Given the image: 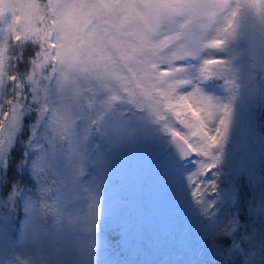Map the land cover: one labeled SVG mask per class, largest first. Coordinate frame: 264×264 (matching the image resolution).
I'll use <instances>...</instances> for the list:
<instances>
[{
	"label": "snow or ice",
	"instance_id": "snow-or-ice-1",
	"mask_svg": "<svg viewBox=\"0 0 264 264\" xmlns=\"http://www.w3.org/2000/svg\"><path fill=\"white\" fill-rule=\"evenodd\" d=\"M258 112L264 0H0V264H106L111 158L145 141L212 264H264ZM246 130L260 155L237 167Z\"/></svg>",
	"mask_w": 264,
	"mask_h": 264
},
{
	"label": "rangeland",
	"instance_id": "rangeland-1",
	"mask_svg": "<svg viewBox=\"0 0 264 264\" xmlns=\"http://www.w3.org/2000/svg\"><path fill=\"white\" fill-rule=\"evenodd\" d=\"M244 138L246 144L239 145L242 154L237 148L240 153L237 167L242 157L245 156V166L253 158L258 160L260 155L258 136L246 130ZM188 170H192L191 166ZM106 199L113 219L119 217L124 226V239L122 246L115 248L112 237L116 233L113 227H108L111 220H102L99 260L107 257V250L117 251L120 255L139 241L140 246L134 250V255H138L143 264H212L214 254L200 247L201 225L187 205L179 174L174 170L173 162L155 143L142 142L111 158ZM102 229L109 231V238L101 236ZM21 247L26 253L27 249ZM132 257L115 264L127 261L130 264ZM78 258L75 255L66 257Z\"/></svg>",
	"mask_w": 264,
	"mask_h": 264
},
{
	"label": "trees",
	"instance_id": "trees-1",
	"mask_svg": "<svg viewBox=\"0 0 264 264\" xmlns=\"http://www.w3.org/2000/svg\"><path fill=\"white\" fill-rule=\"evenodd\" d=\"M40 2H46V0H40ZM13 47H15V45H13ZM29 55V53H25V56H28ZM10 71H11V69H10ZM21 71H23V67H22V69H21ZM17 75H20V73H16ZM10 84V82H8V81H6L5 82V89H6V91H9L10 92V89L8 88V85ZM257 116L259 117V119H260V121L262 122V123H264V116H260V114H259V112L257 113ZM259 126V125H258ZM246 139L244 138H242V142H241V144L242 143H245L246 144ZM136 149V148H135ZM135 149H134V151H135ZM240 150H241V148H240V146H238V151L240 152ZM246 152V151H245ZM241 154H242V152H240ZM245 157V156H244ZM244 157H242L240 160H241V162H240V165H239V167H244V161H243V159H244ZM114 219H118V220H120V218L118 217H115ZM107 221V220H106ZM108 227H113V224L112 223H110L109 224V226ZM102 237H106V238H109L108 236H109V231H107V229L105 230V229H102V235H101ZM136 239V238H135ZM131 240H134V238H132L131 237ZM105 243V242H104ZM127 244L129 245L130 243H129V239H127ZM104 245V244H103ZM103 245H102V247H103ZM133 246V247H132ZM131 247H128L127 249H126V251L123 253V254H118L117 253V251H108L107 250V257L106 256H104V257H101V259H102V261L101 262H106V264H115V263H117V262H119V261H123V260H125V259H128L129 257H131V256H133L132 257V259L130 260V264H136V263H138L139 262V264H143V263H141V260L139 259V256L138 255H134V250L136 249V251L138 250V248H139V241H137L136 242V244L135 245H132ZM144 254V253H143ZM100 259V260H101ZM136 262V263H135ZM129 262L127 261L125 264H128Z\"/></svg>",
	"mask_w": 264,
	"mask_h": 264
},
{
	"label": "water",
	"instance_id": "water-1",
	"mask_svg": "<svg viewBox=\"0 0 264 264\" xmlns=\"http://www.w3.org/2000/svg\"><path fill=\"white\" fill-rule=\"evenodd\" d=\"M125 204V203H124Z\"/></svg>",
	"mask_w": 264,
	"mask_h": 264
}]
</instances>
